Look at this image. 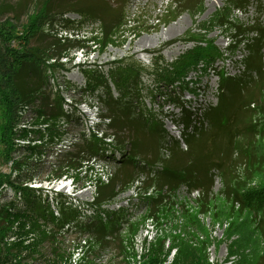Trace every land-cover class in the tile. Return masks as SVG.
Wrapping results in <instances>:
<instances>
[{
	"label": "rangeland",
	"instance_id": "rangeland-1",
	"mask_svg": "<svg viewBox=\"0 0 264 264\" xmlns=\"http://www.w3.org/2000/svg\"><path fill=\"white\" fill-rule=\"evenodd\" d=\"M179 1L182 4L179 15L166 19L163 14L172 9L173 0H0V25L12 24L13 33L18 34L24 33L28 24L37 19L44 20L40 16L46 7L52 15L41 28L45 33L54 20L51 35L28 37L29 46H41L53 55L68 54L60 58L63 69L56 71L54 78H48L46 90L38 101L29 100L25 105H18L15 98L7 101L9 110L21 107L16 112L15 129H25L29 135L18 138L16 134L13 145L18 149L10 151L9 156L4 154L6 147L0 138V206L7 205L14 197V191L6 183L10 180L38 188L48 201L54 199L55 193L62 194L74 206H80L85 215H91L85 204L96 196L97 181L107 183L119 169L118 161L122 160L119 151L111 157L107 153L76 161L77 169H70L68 176L58 175L67 171V159L77 155L83 135L88 137L92 131L105 135L104 140L110 143L116 140L120 144L116 143L118 148L126 153L131 151L139 168L129 164L120 171V177L128 183L123 185L125 191L102 206L114 212L109 218L112 222L102 227L104 231L67 229L52 223L16 228V224L11 226L0 216V250H11L19 264H152L156 258L161 260L157 264H199L206 258L213 264L257 261L259 248L264 246L262 237L249 224L248 215L241 211L235 197L251 180L264 182L261 156L264 154V47L257 53L236 42L256 36L250 32L253 26L264 28V0ZM202 1V11L194 13ZM89 10L97 15L92 18L82 14ZM117 18H124L125 24L115 35L114 43L101 49V44L94 41L82 42L92 36L101 39L102 22L112 20L113 24ZM65 19L72 23L62 30ZM65 37L77 41L67 42ZM208 42L223 56L215 62V71L188 73L192 93L165 85L160 86V91L149 92L148 84L149 88H155L151 83L153 76L147 72L141 75V83L146 87L139 100L154 115L148 117L157 125L162 124L168 142H159L157 135L141 131L138 126L141 118L137 115L129 124L123 117L107 118L109 110L101 101L90 98L82 88H75L84 84L81 71L84 68L106 71L109 62L121 60L150 71L154 60L164 58L165 63L171 62L185 50ZM12 47L17 48V42ZM217 72L235 77L237 88L257 99L254 108L245 104L242 109L237 106L231 109L229 127L237 126L232 133L237 135L234 139L227 131L216 130L204 120L207 108L217 104ZM6 92L7 89H0V93ZM171 98L177 103L169 101ZM139 100L134 103L136 111ZM180 104L186 105L191 115L188 129L182 121ZM59 106L72 116L68 123L65 119L58 122L62 138L42 144L41 156L27 155L23 147L39 144L32 130L46 126L36 117V110L48 114ZM107 124H114L115 129H105ZM97 125L103 130L95 131ZM185 135L190 138L191 149L184 141ZM174 140L179 142L175 149L171 146ZM199 158H208L211 172L207 177L213 180L210 190L202 179L198 182L201 189L192 192L184 185L174 186L178 182L172 176L171 186L164 185L167 173L162 169L176 165L181 169L192 168ZM141 162L147 165L141 166ZM52 203L50 206L54 208ZM57 213L54 210L55 216ZM85 215L79 222H88ZM235 239L243 243L244 256L228 254ZM181 250L184 251L180 254ZM259 264H264V253Z\"/></svg>",
	"mask_w": 264,
	"mask_h": 264
},
{
	"label": "trees",
	"instance_id": "trees-1",
	"mask_svg": "<svg viewBox=\"0 0 264 264\" xmlns=\"http://www.w3.org/2000/svg\"><path fill=\"white\" fill-rule=\"evenodd\" d=\"M172 4V9H167L163 14L166 19L169 17H176L177 14L179 15V8L182 9V4L179 0H173ZM202 9L203 1L195 7L193 12L197 13L202 11ZM43 10L40 17L44 16L45 19L41 20V18H39L34 23L28 24V28L24 33H13L14 25L12 24L0 25V89H7L6 94L0 93V138L4 141L6 147L4 154L6 156H9L10 151L12 152L18 149L15 144L13 145V139L16 134L18 138H25L29 135L25 129H18V131L15 129V121L16 119L18 120V117L16 118V112L21 107L17 108L15 106L9 110L7 101L15 98L18 105L21 103L25 105L29 100L32 101L31 103L38 101L46 90L49 82L48 78H54L56 71L63 69L64 64L60 62V58L68 56L67 53L61 54L60 56L49 54L48 50L41 46H29L28 37L35 38L42 33L44 36L51 35L54 20L52 21L51 28L47 26L45 29L46 32L44 33L41 25L46 19L48 23L52 14L49 13L50 11L46 7ZM187 10L189 9L187 8ZM84 12H82V14H86V17L93 18L97 15L92 10ZM117 19L113 24L112 20L102 22L103 37L101 39L92 36L83 39L82 42L89 43L94 41L96 44H101V49L114 43L115 35L125 24L123 23L124 18L122 20L119 18ZM62 22L64 25V28H61L62 30L67 29L72 23L69 19L62 20ZM250 32L256 33V36L248 40H242L241 38L237 40L236 43H238V45L243 44L249 51L260 53L264 47V28L259 29L253 26ZM239 35L240 34H238V36ZM64 41L75 42L77 40L65 37ZM14 42H17V48L12 47V43ZM222 56L223 53H221L212 42H208L205 46H194L185 50L171 62L165 63L164 58L154 60V64L150 71L142 69L140 66L132 63L125 64V62L121 60L119 62H109L106 71L92 68L82 69L84 84L83 86L76 85L75 88H82L90 98H96L101 101L107 107V110H109V116H107V118L112 119L113 117L115 119H121L123 117V119L127 121L126 123L129 124L133 116L137 115L141 118L138 121V126L141 131L145 133L151 132L157 135L159 137V142H168L166 137L167 134L162 129V124L157 125L156 121H152V118L148 117H154V115H152L151 110L146 109L144 103L139 100V98H142V90L146 87L141 83L142 73L147 72L153 76L151 83L155 85V88H149L150 85L148 84V88L146 87V89L149 92H152L154 89L160 91V86L165 85L167 87L187 90L192 93L193 86H190L191 81L189 79L187 80L188 73L192 71L203 74L207 69H213L215 71L214 64ZM217 76L219 77L217 104L207 108L204 120L216 130L227 131L228 136L234 139L237 135L232 133L237 129V126L232 129L229 127V124L232 122L231 109L236 106L238 109H242L245 104H247V106L253 105V107H251L254 108L257 99L252 97L253 94L247 95L245 90L238 89L235 77L226 72H217ZM67 84L70 85L69 82H67ZM137 100H139L140 107L136 111L134 103L137 102ZM169 101L177 103V100L173 98ZM62 103L63 101H61L59 105ZM142 105L144 108H142ZM185 106L183 104L179 105L182 111V121L185 124L184 126L188 129L191 126V115ZM36 113V117L40 118L41 122L46 126L42 129L44 131L41 129L32 130L39 144H29L23 147L27 155L32 157L35 155H43L44 152L41 148L42 144L48 141H60L62 136L58 122L60 119H65V122L68 123L71 121L72 117L63 110L62 106H59V109L49 111L48 114L40 109L36 110ZM139 113L143 116H140L141 114ZM112 128L115 129L114 124H107L105 129ZM159 129H161V132ZM98 130L103 129L97 125L95 131ZM88 135V137H86L85 134L83 135V142L77 150L78 156L74 154L67 159V171L62 172L58 177L62 175L68 176L70 169H77L79 164L75 165L74 163H76V161L88 160L99 154L103 155L107 153H109L108 155L111 157L113 156L111 154H115L116 151H119V154L122 156V160L118 161V163H120L119 169L109 178L108 182L105 183L101 180L97 181L96 196L91 203L85 204L91 210V215H85V211L82 210L80 206L79 208L74 206L68 199H64L62 194L55 193L54 199L48 201V199L43 197V193L38 188L24 187L22 183L18 185L8 180L6 182L8 184L7 186L14 191V197L7 205L0 206V216L4 217L11 226L16 224V228L19 226L24 228L27 225L35 223H41L45 226L52 223L62 228L67 226V229L79 227L82 229L104 231L102 227L106 228L108 224L112 222L109 218L112 217L111 215H114V212L106 210L102 208V206L114 199L119 193L125 191V186L123 185L128 183V181L120 177V171L129 164L137 168L138 161L135 159V155H132L131 151L129 154L123 151V149L118 148L116 145L118 142H116V140L110 143V141L104 140L106 137L105 135H98V132L94 133V131L89 132ZM184 137L185 143L189 145L191 149L192 145L190 143V138H187L186 135ZM189 137H193V135H189ZM178 145L179 142L177 140L171 142L173 149L177 148ZM261 156L264 157V154H261ZM207 160L208 158L196 159L192 163V168L187 167L181 169L176 165L175 168L168 169L167 167L162 169V171L167 173L164 178L166 179V184L164 185L169 184L168 186H171L169 177L172 176L177 179L172 180L178 182V184L174 186L179 187L180 185H184L189 192H192L201 189L202 186L199 185L198 182L202 179L206 188L210 190L213 185V180H209L207 177L211 172V169H208L209 165ZM141 163V166L147 165L145 162ZM193 169H196L199 175H197V173L195 174V170ZM72 179H74V177ZM253 180L244 188L238 190L235 201L239 204L241 211H245L246 215H248L249 224L253 225L254 230L259 232L263 241L262 245H264V182ZM0 182H2L1 179ZM175 188H170V190ZM51 203L54 204V208L50 206ZM54 210L58 212L56 216L54 215ZM117 213L119 214L121 211ZM83 215L88 218V222H86V220H84V222H79V219H81ZM236 241L237 239L232 241L229 246L230 252L228 254H237L240 257L241 255L244 256L243 252H245V249L243 243ZM16 244L18 245L19 243H15V245ZM263 249L264 246H262V249L259 248V252L256 256L257 261L263 258ZM183 251L184 250H181L180 254L183 253ZM202 260H204V262L200 261L199 264H213L210 263L207 258ZM257 261L254 264H259V261ZM160 262L161 260L156 258L152 264ZM0 264L19 263L11 253V250L2 249L0 250ZM231 264H234V262Z\"/></svg>",
	"mask_w": 264,
	"mask_h": 264
}]
</instances>
